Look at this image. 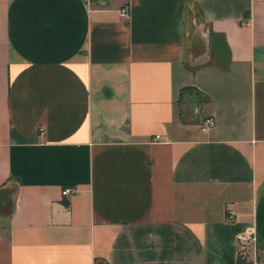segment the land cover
I'll list each match as a JSON object with an SVG mask.
<instances>
[{"label":"crops","instance_id":"crops-1","mask_svg":"<svg viewBox=\"0 0 264 264\" xmlns=\"http://www.w3.org/2000/svg\"><path fill=\"white\" fill-rule=\"evenodd\" d=\"M0 264H264V0H0Z\"/></svg>","mask_w":264,"mask_h":264},{"label":"rangeland","instance_id":"rangeland-1","mask_svg":"<svg viewBox=\"0 0 264 264\" xmlns=\"http://www.w3.org/2000/svg\"><path fill=\"white\" fill-rule=\"evenodd\" d=\"M214 42L218 44V53L220 54L221 61H225L226 52L221 47L220 38L215 37ZM214 55V53H212ZM188 67H193L186 63ZM204 97L196 94V92L184 89L181 93L179 100L175 105L174 117L176 121L186 125H193L195 129H198L197 124L201 121L203 116V104ZM248 257L247 249L239 248L238 259L240 261L246 260Z\"/></svg>","mask_w":264,"mask_h":264},{"label":"built area","instance_id":"built-area-1","mask_svg":"<svg viewBox=\"0 0 264 264\" xmlns=\"http://www.w3.org/2000/svg\"><path fill=\"white\" fill-rule=\"evenodd\" d=\"M120 16L126 18L127 17V12L124 8H122L119 11ZM214 123V119L211 115H204L201 118V121L199 122V131L200 132H206ZM38 131H42L41 127L37 128ZM158 136L155 135L154 139H157ZM77 192V189L74 186H62L60 188V196L63 198L68 197L71 194H74ZM227 220H231V215L228 214L226 216ZM253 238H252V234L251 232H247V233H241V234H237L236 236V243H237V249L239 250V248H244L247 249V247L251 244ZM237 250V252H238Z\"/></svg>","mask_w":264,"mask_h":264},{"label":"trees","instance_id":"trees-1","mask_svg":"<svg viewBox=\"0 0 264 264\" xmlns=\"http://www.w3.org/2000/svg\"><path fill=\"white\" fill-rule=\"evenodd\" d=\"M184 89H189V87L181 88V89H180V92H179L180 95H181V93H182V91H183ZM236 260H237L238 262H242V261H240V260L238 259V252H237Z\"/></svg>","mask_w":264,"mask_h":264}]
</instances>
